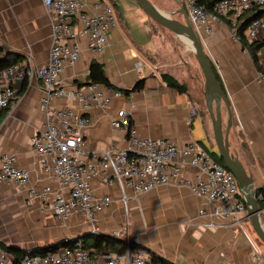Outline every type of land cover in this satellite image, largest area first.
Returning a JSON list of instances; mask_svg holds the SVG:
<instances>
[{
    "label": "crops",
    "instance_id": "1",
    "mask_svg": "<svg viewBox=\"0 0 264 264\" xmlns=\"http://www.w3.org/2000/svg\"><path fill=\"white\" fill-rule=\"evenodd\" d=\"M97 1L81 0L84 11L95 12ZM116 1L118 25L110 30L103 53L92 52L87 39L80 37L79 60L67 64L61 73L65 87L85 90L90 63L97 60L116 88L98 86L110 98L109 104L87 112L91 123L82 130L86 140L83 158L97 159L103 150L126 146V131L110 122L111 115L122 107L130 109L131 125L139 136L168 138L181 146L197 142L210 154L218 155L205 102L204 76L192 46L169 30L172 37L162 29L153 32L156 22L135 0ZM150 1L174 20L185 22L183 0ZM53 20L52 9L42 0H0L3 54H11L18 64L29 62L35 70L44 66L52 43ZM210 23L209 33L197 31L227 98L228 107L225 104L221 107L224 127L229 110L232 114L229 148L253 175L254 185L259 188L264 184V80L261 77L264 46L258 51L261 65L258 67L228 25L218 20ZM262 38L264 35L246 39ZM165 72L186 83L188 91L180 93L169 87L161 78ZM142 79L144 85L140 90L119 97L113 94L115 90L131 89ZM25 80L27 85L22 89ZM9 84L20 91L9 109L0 110V164L4 153L13 154L17 165L28 169L31 175L25 186L0 182V241L9 238L12 244L9 245L26 249L42 246L57 234L64 236L65 230L69 231L68 236L75 232H80V236L90 229L83 214L76 213L67 221H60L47 202L37 197L27 198L31 187L52 186L51 198L58 193L67 194L68 189L43 171L33 149L32 136L46 121V114L40 108L43 90L38 77L10 78ZM53 104L77 108L75 100L62 97L53 98ZM92 190L97 197L112 198L111 204L98 214L95 222L98 231L111 234L123 228L128 220L135 248L143 247L177 264H264V243L250 220L244 218L240 223L215 227L197 222L195 218L203 199L186 186L162 185L140 195L126 188L125 201L116 181L106 184L98 175L92 179ZM148 264L154 263L150 260Z\"/></svg>",
    "mask_w": 264,
    "mask_h": 264
},
{
    "label": "built area",
    "instance_id": "2",
    "mask_svg": "<svg viewBox=\"0 0 264 264\" xmlns=\"http://www.w3.org/2000/svg\"><path fill=\"white\" fill-rule=\"evenodd\" d=\"M54 14L52 43L44 66L35 70L29 62L14 64L0 70V110L9 109L19 95V88L9 84L10 78L25 79L36 75L43 95L40 108L46 114L43 127L32 136V145L39 163L48 176L68 189L67 194L51 198L52 186L31 187L28 200L40 198L48 203L54 216L67 221L76 213L85 216L90 229L95 226L98 214L108 207L109 195L93 194L92 179L100 176L109 184L116 181L127 200L126 188L140 195L162 185L186 186L203 199L195 220L208 227L225 223H240L248 218V207L238 181L233 173L218 163L209 150L197 142L181 146L168 138H147L138 135L131 125V111L119 108L111 115V125L126 131V146L103 150L99 157L84 159L85 137L82 132L91 123L87 112L95 107L106 108L109 97L99 84H86V89H70L63 85L61 73L67 64L76 63L81 55L80 37L87 39L89 49L103 53L109 42L110 30L118 25L114 7L108 0H98L95 12L84 11L81 0H42ZM189 18L196 29L211 31V20H218L231 28L234 38L240 41L237 27L243 12L254 6L264 7V0H219L211 11L198 0H183ZM264 35V16L247 25L245 37L255 39ZM264 80V74L261 75ZM107 87V86H106ZM109 88V87H107ZM111 89V88H109ZM117 97L124 93L115 90ZM73 99L77 108L60 107L53 98ZM192 171V172H190ZM190 172V173H189ZM30 171L17 165L16 156L4 153L0 164V182L25 186L30 181ZM256 198L264 212V184L256 190ZM113 236L124 240L121 252H98L86 249L82 235L63 240L68 244L49 250L45 254L33 253L36 247L23 249L21 259L0 247V264H148L150 253L143 247L133 246L129 222L115 229Z\"/></svg>",
    "mask_w": 264,
    "mask_h": 264
},
{
    "label": "water",
    "instance_id": "3",
    "mask_svg": "<svg viewBox=\"0 0 264 264\" xmlns=\"http://www.w3.org/2000/svg\"><path fill=\"white\" fill-rule=\"evenodd\" d=\"M135 1L157 24L175 33L192 46L204 76L205 100L212 123L215 142L218 147V155L222 157L226 167L236 177L239 188L249 204L248 219L254 231L264 243V227L261 222L262 211L259 207L258 199L255 196L257 188L254 185V177L247 171L239 158L230 151L228 136L233 124L232 114L229 110L227 125L224 127L222 124L221 107L222 104L228 107L227 98L222 83L218 80L213 64L200 40L197 29L193 26L185 8L183 9V13L186 20L185 22H181L171 18L169 14L160 10L150 0Z\"/></svg>",
    "mask_w": 264,
    "mask_h": 264
},
{
    "label": "trees",
    "instance_id": "4",
    "mask_svg": "<svg viewBox=\"0 0 264 264\" xmlns=\"http://www.w3.org/2000/svg\"><path fill=\"white\" fill-rule=\"evenodd\" d=\"M108 1L114 7L116 12V9L118 8V2L116 0H108ZM218 1L219 0H198L199 4L203 5L207 11H211L214 4ZM116 16H117V12H116ZM261 16H264V7L254 6L253 8L247 9L243 12L239 21V25L237 27V32L239 34L243 48L250 52L254 62L258 67L261 66L258 51L264 46V38L248 41L245 37V30L247 25L251 22V20ZM10 55L11 54L9 53L4 55L3 50L0 47V70L6 69L14 64H18L16 58L11 59ZM215 73L217 75L218 80H220L221 82L220 76L218 75L216 70ZM161 78L169 87L176 89L180 93H186L188 91L187 84L179 81L175 76H173L170 73L167 72L162 73ZM85 84H102L109 88L116 89L114 84L110 81V79L106 75L103 64L98 62L97 60L91 61L87 81ZM26 85H27V81L25 80L23 82L22 89H24ZM143 85H144V80L142 79L138 81L131 89H125L119 91L125 94H129L132 91L140 90L143 87ZM211 155L218 163L226 166L222 157L213 153ZM82 239H83L84 247L92 251L107 252L110 250L115 252H121L125 248L123 239L117 238L109 233H103V232L84 233L82 235ZM65 244H68V242L62 239L60 241L50 243L44 246H36L33 253L45 254L47 251L57 249L61 245H65ZM0 247L13 253L15 255L16 260L21 259L23 255V250L20 253H14L13 250L16 247L3 243L2 241H0ZM150 260L154 264H177L153 252L150 253Z\"/></svg>",
    "mask_w": 264,
    "mask_h": 264
},
{
    "label": "rangeland",
    "instance_id": "5",
    "mask_svg": "<svg viewBox=\"0 0 264 264\" xmlns=\"http://www.w3.org/2000/svg\"><path fill=\"white\" fill-rule=\"evenodd\" d=\"M160 29H162V31L163 32H165V33H167L169 36H173L171 33H169V31L167 30V29H165V28H163V27H161L160 25H158L157 23H156V25H154V27H153V29H152V31L153 32H158ZM176 36H178V35H176ZM174 42V41H173ZM178 44V43H177ZM205 91V90H204ZM201 99H203V96H201ZM205 102H206V100H205ZM263 216V217H262ZM261 222H262V224L264 225V212L261 214ZM264 227V226H263ZM65 232H67V233H65V235L63 236L62 234H57L56 236H52L51 238H50V241L49 240H47L46 242H45V244H43L42 246H44V245H47V244H50V243H54V242H57V241H60V240H62V239H64V238H66L68 235H70V233H69V231L68 230H65ZM72 234V233H71ZM78 234H80V232L78 233ZM78 234H77V232H75L74 234H72V236H68L69 238H74V237H77L78 236ZM81 234H82V232H81ZM83 235V234H82ZM3 243H6V244H11V242H10V240H9V238H5V237H3ZM25 240H27V239H25ZM49 241V242H48ZM23 242H21V244H22ZM26 243V242H25ZM12 245V244H11ZM22 248L20 249V248H15L13 251H14V253H20V252H22Z\"/></svg>",
    "mask_w": 264,
    "mask_h": 264
},
{
    "label": "bare ground",
    "instance_id": "6",
    "mask_svg": "<svg viewBox=\"0 0 264 264\" xmlns=\"http://www.w3.org/2000/svg\"><path fill=\"white\" fill-rule=\"evenodd\" d=\"M263 217V216H262Z\"/></svg>",
    "mask_w": 264,
    "mask_h": 264
}]
</instances>
